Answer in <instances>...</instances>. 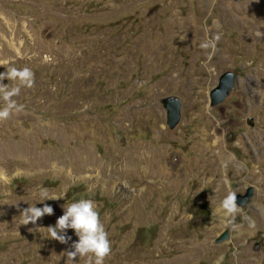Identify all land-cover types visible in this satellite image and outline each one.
Segmentation results:
<instances>
[{
	"label": "rangeland",
	"instance_id": "1",
	"mask_svg": "<svg viewBox=\"0 0 264 264\" xmlns=\"http://www.w3.org/2000/svg\"><path fill=\"white\" fill-rule=\"evenodd\" d=\"M257 32L264 0H0V72L35 73L13 97L23 111L0 119V264H66L71 241L47 227L82 197L97 202L112 241L104 264H264ZM226 70L236 87L212 108ZM169 95L183 100L172 133L158 101ZM251 186L234 221L218 210ZM41 188L62 196L44 202L54 215L22 225L23 209L43 207Z\"/></svg>",
	"mask_w": 264,
	"mask_h": 264
},
{
	"label": "clouds",
	"instance_id": "2",
	"mask_svg": "<svg viewBox=\"0 0 264 264\" xmlns=\"http://www.w3.org/2000/svg\"><path fill=\"white\" fill-rule=\"evenodd\" d=\"M256 35L264 37V32H257ZM201 47L207 49L209 43H202ZM174 75L178 74L174 73ZM5 79L18 83L9 86L3 83ZM34 84L35 73L30 67L13 66L6 68L5 72H0V96L4 101V106L0 107V119H7L13 111H23L24 105L17 104L13 97L20 94L22 87L31 88ZM39 197L38 202L42 203L43 207H37L35 203L23 209L19 216L22 225L29 223L36 225L44 216L54 215L53 206L44 202L59 199L62 196H52L47 188H41ZM61 207L63 215L57 218L55 225L48 226L47 231L51 239L61 244L67 245L71 241L70 250L64 252L67 256L66 264H77V257L86 258V264H104L105 258L112 252V241L101 218L97 202L94 199L82 197ZM221 207L234 221L235 214L240 211L235 190L228 192L222 200ZM69 229L74 230L77 240L73 241L72 236L68 235Z\"/></svg>",
	"mask_w": 264,
	"mask_h": 264
},
{
	"label": "water",
	"instance_id": "3",
	"mask_svg": "<svg viewBox=\"0 0 264 264\" xmlns=\"http://www.w3.org/2000/svg\"><path fill=\"white\" fill-rule=\"evenodd\" d=\"M238 80V75L233 70L224 71L220 77L218 84L211 89V107L214 108L223 102H225L233 93ZM161 107L166 110L167 113V125L169 127V132H174L182 121L183 117V100L178 95H169L160 97L158 99ZM250 123L254 124L253 119H250ZM233 183V188L235 189V181ZM254 187H249L245 193L237 194V203L239 206H245L254 196ZM231 237L230 229H225L218 237L216 242L221 243L228 240ZM260 244L255 245V249H259Z\"/></svg>",
	"mask_w": 264,
	"mask_h": 264
},
{
	"label": "bare ground",
	"instance_id": "4",
	"mask_svg": "<svg viewBox=\"0 0 264 264\" xmlns=\"http://www.w3.org/2000/svg\"><path fill=\"white\" fill-rule=\"evenodd\" d=\"M258 208H259V207H258ZM263 208H264V207H261V206H260V208H259V209H260L261 211H264V209H263ZM218 210L222 211V210H223V208L220 206V207L218 208ZM224 214H225V215H227V214H226V212H225Z\"/></svg>",
	"mask_w": 264,
	"mask_h": 264
},
{
	"label": "flooded vegetation",
	"instance_id": "5",
	"mask_svg": "<svg viewBox=\"0 0 264 264\" xmlns=\"http://www.w3.org/2000/svg\"><path fill=\"white\" fill-rule=\"evenodd\" d=\"M239 193H244V192H242V191H239L237 194H239Z\"/></svg>",
	"mask_w": 264,
	"mask_h": 264
}]
</instances>
